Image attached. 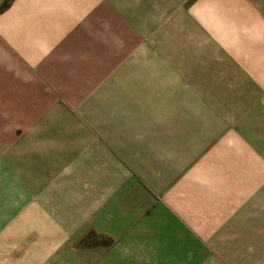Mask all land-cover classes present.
I'll use <instances>...</instances> for the list:
<instances>
[{
  "label": "rangeland",
  "instance_id": "obj_1",
  "mask_svg": "<svg viewBox=\"0 0 264 264\" xmlns=\"http://www.w3.org/2000/svg\"><path fill=\"white\" fill-rule=\"evenodd\" d=\"M11 1L0 4V14ZM88 1L90 15L75 30L81 41L43 81L66 113L34 121L43 107L8 105L9 94L26 90L0 88V181L19 178L27 166V177L37 178L50 166L53 186L42 190L58 194L43 201L42 217L30 208L39 202H27L26 217L13 209L19 203L0 204V264H264V186L234 203L231 232L230 218L213 217L226 203L200 182L213 177L212 152L235 109L227 97L239 94L228 66L254 38L239 33L242 19L256 33L264 0H74L75 8ZM57 78L68 88L54 89ZM86 108L96 120L84 118ZM104 150L136 182L116 196L107 188L99 201L98 163L87 177L83 159ZM46 151L50 162L41 160ZM191 175L185 192L166 198Z\"/></svg>",
  "mask_w": 264,
  "mask_h": 264
},
{
  "label": "crops",
  "instance_id": "obj_2",
  "mask_svg": "<svg viewBox=\"0 0 264 264\" xmlns=\"http://www.w3.org/2000/svg\"><path fill=\"white\" fill-rule=\"evenodd\" d=\"M4 1L0 0V4ZM87 3H84L82 8H75L74 0H12L8 8L0 14V88L26 90L22 97H16L14 93L9 94L8 98L11 101L8 105H18V103L28 105L32 101L31 104L43 107L44 112L34 121L54 122L55 119H59L60 111L66 113L64 103L50 96L43 81L44 76L55 73L56 64L64 65L63 58L69 55L67 52L74 49L75 42L81 41L80 35L76 34L75 30L84 24V20L90 15V2ZM244 20L242 19L243 27L239 29V33L241 35L253 34L254 38L253 40L247 38L248 45L243 48L249 50L245 51L242 56L233 55L232 65L228 66L231 68L228 73L233 75L231 87L239 94L227 95V105H232L235 109L234 112L227 113L226 131L221 135L218 134V137L226 139L222 143H216L218 148L212 152L210 169L214 171L213 177H210V181H207V177H202V181L200 180L204 185L211 187L214 201L226 203V210L224 208L216 210L213 217H226L227 220L230 218L232 227L228 231L231 232L234 230V218L237 211L234 209V203L250 201L252 195L264 186V178L260 177L261 171L264 172V133L262 132L264 124V24L257 23L259 28L255 33L251 32L250 23ZM252 41H257L259 45L251 46ZM228 57L231 56L228 55ZM57 81L58 84L55 87L53 85L54 89L68 88L65 78H57ZM17 82L22 83L18 87L17 85L12 86ZM33 90L37 92H32ZM75 98L77 97H66L67 100H64L71 106H79L80 101H76ZM61 104L65 111L60 108ZM86 105L89 106L90 102ZM93 112L95 113L96 109ZM68 115L73 118L71 114ZM83 115L88 122L96 120L95 115L94 118L91 117L90 108L83 109ZM44 118L46 120H42ZM47 129L51 130L52 126L48 124ZM98 135L103 136L101 133ZM178 153L180 154L179 151ZM41 160L50 162L52 152L46 151V158H41ZM83 160L85 163L88 162L84 167L87 171L84 175L87 177L89 172L94 171L92 166L98 163L97 180H94V184L100 187L99 193L95 195L98 196L99 201L106 200L107 188H110L111 192L113 191L112 195L116 196L124 191V188L129 190L136 182L128 173H124L121 163L119 165L107 156L105 150L92 160L89 157ZM252 161L256 165H252ZM103 163H106V167ZM28 168L30 167L27 166L25 170L27 171ZM39 170L41 172L37 178L27 177L25 171L19 172V178H11L14 176L13 173L9 175L11 179H2L0 181V204L17 202L18 206L13 208L7 205V207L25 210L22 216L26 217L27 202H39L37 206L36 204L31 205L30 208L39 211L37 216L42 217L43 201L49 202L54 198L57 199L58 194L53 195V189L42 190L44 186H53V173H51L53 168L47 166ZM42 171H48V173L43 174ZM89 177H92V173ZM171 179L175 181L174 177L170 178L168 186L172 183ZM194 180L193 175L190 178H185V176L180 178L177 186L174 183L164 193L167 194L166 198L172 194L180 196L182 192H185L180 190V187ZM254 200H261V198ZM168 203L170 204V201ZM177 210L174 209L179 217L191 216ZM218 231L222 232L221 229Z\"/></svg>",
  "mask_w": 264,
  "mask_h": 264
}]
</instances>
